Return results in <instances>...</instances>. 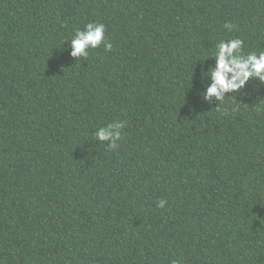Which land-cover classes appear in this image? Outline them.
<instances>
[{
    "label": "trees",
    "instance_id": "trees-1",
    "mask_svg": "<svg viewBox=\"0 0 264 264\" xmlns=\"http://www.w3.org/2000/svg\"><path fill=\"white\" fill-rule=\"evenodd\" d=\"M237 37L264 0H0V264H264V83L205 98Z\"/></svg>",
    "mask_w": 264,
    "mask_h": 264
},
{
    "label": "clouds",
    "instance_id": "clouds-1",
    "mask_svg": "<svg viewBox=\"0 0 264 264\" xmlns=\"http://www.w3.org/2000/svg\"><path fill=\"white\" fill-rule=\"evenodd\" d=\"M234 25L226 23L224 28L231 31ZM104 41V48L106 51L112 49V43L105 39V25L103 23H88L84 30H77L71 40L73 56H88V50L99 47L101 41ZM244 42L240 38H233L229 40H221L217 46L216 51L211 55L215 64L210 69L209 75L211 84L208 85L205 98L215 96L218 100H223V94L227 92H237L243 88L247 82L256 78L264 83V52L257 54L256 52H249L243 54ZM119 126V125H117ZM113 127L110 123L108 128ZM96 136L100 140H109L110 150L118 148L117 140L120 137H113V133L105 128H101L96 132ZM166 200L160 199L157 202L159 208H164Z\"/></svg>",
    "mask_w": 264,
    "mask_h": 264
}]
</instances>
